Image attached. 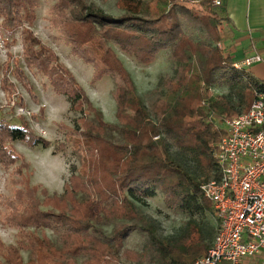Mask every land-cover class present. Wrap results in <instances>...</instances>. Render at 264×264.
I'll return each mask as SVG.
<instances>
[{"label": "trees", "instance_id": "1", "mask_svg": "<svg viewBox=\"0 0 264 264\" xmlns=\"http://www.w3.org/2000/svg\"><path fill=\"white\" fill-rule=\"evenodd\" d=\"M46 1H54L52 26L73 54L93 67L92 82L114 80L118 123L104 120L70 69L34 34L41 0H0V31H21L26 66L66 97L70 111L83 115L80 128L65 127L66 142L54 147L57 155L71 144L82 161L79 169L73 168L63 194L53 196L31 185V165L14 148L23 142L47 150L51 143L28 124L0 122V166L14 177V186L22 187L14 197L0 194L6 210L0 224L18 231L15 245L0 240V264H25L23 251L29 253L26 264H196L220 229L213 204L202 192L203 183L220 177L216 153L226 130L219 121L248 112L256 92L264 94V83L236 68L228 47H219L231 38L222 3L196 0L201 7L197 10L188 6L193 0H119L123 14L114 17L88 0ZM13 42L5 44L10 49ZM112 43L144 66L167 53L172 72L160 74L156 88L139 96ZM1 70L4 91L11 92L12 74L38 101L19 62H0ZM221 87L228 94L216 96L214 90ZM172 148L191 158L199 177L172 155ZM158 192L171 214L186 219L173 238L161 236L157 222L137 205ZM109 224L110 234L99 227ZM134 232L147 237L140 251L125 245Z\"/></svg>", "mask_w": 264, "mask_h": 264}, {"label": "rangeland", "instance_id": "2", "mask_svg": "<svg viewBox=\"0 0 264 264\" xmlns=\"http://www.w3.org/2000/svg\"><path fill=\"white\" fill-rule=\"evenodd\" d=\"M95 3L100 9L106 13L118 17L123 14L120 10L119 0H88ZM54 1L41 0L40 8L37 10V20L33 26L34 34L45 44L50 47L60 58V61L67 66L74 74L78 83L84 88L87 96L98 108L104 120L109 124H117L116 102L113 97L115 90V82L111 77H105L97 83L92 82L94 69L91 65L85 63L71 51L66 43L64 36L51 24V7ZM190 8L201 10L198 2L193 0L188 4ZM13 42V46L9 49L5 42ZM224 43V42H223ZM116 51L124 66L131 74L136 91L139 96L151 93L157 86L158 79L162 73H171L172 68L169 63L168 54L161 53L156 61L149 65H142L136 58L129 56L123 52L120 47L111 44ZM11 56V57H10ZM20 63L31 80L33 91L37 95L38 101H35L30 93L12 74L8 75L12 84L10 93L3 90L1 81L4 71H0V122L5 121L14 126L30 125L33 131L48 140L51 143L49 149L45 150L41 146L35 148L29 147L23 142L14 144V148L18 153L31 165L28 177L31 185L43 187L48 190L49 195H61L64 192V185L69 180L73 168L79 169L81 166V154L76 151L71 144L65 152L54 155V147L59 143L66 142L67 128L78 129L80 122L78 121L83 115L80 112L70 111L69 102L66 97L58 95L53 90L47 78L40 74L36 69H29L23 56V39L21 31L13 35H8L4 31H0V62L1 64L15 62ZM214 94H228L226 88H216ZM203 106V103H202ZM43 108L44 111H41ZM33 116H36L33 118ZM88 119L92 120L93 115H89ZM219 120V119H218ZM115 136L116 133H110ZM172 155L185 165L195 176L199 177L198 169L190 157L186 156L176 148H172ZM14 179L10 172H7L0 166V194L6 197H14L18 188L12 183ZM41 200L44 197L39 195ZM209 201V200H208ZM141 208L152 220L157 222L159 234L164 238H173L179 235L186 223L184 216L175 217L164 205L163 194L158 192L155 197L150 199H142L137 202ZM47 210L48 208H42ZM6 210L0 206V216ZM211 223L216 226L217 221L210 217ZM107 234H110L113 224L101 225ZM0 240L6 246L15 245L17 242V230L3 227L0 224ZM47 234L54 241L57 236L53 231L47 230ZM147 242V237L141 232H134L126 240V247L140 251ZM23 261L26 264L29 259L27 251L22 252ZM3 257L0 256V261Z\"/></svg>", "mask_w": 264, "mask_h": 264}, {"label": "built area", "instance_id": "3", "mask_svg": "<svg viewBox=\"0 0 264 264\" xmlns=\"http://www.w3.org/2000/svg\"><path fill=\"white\" fill-rule=\"evenodd\" d=\"M261 61L258 56L244 63ZM219 123L226 130L216 153L220 177L203 183L202 192L213 204L220 229L196 264H264L257 260L264 253V94L256 92L248 112Z\"/></svg>", "mask_w": 264, "mask_h": 264}, {"label": "crops", "instance_id": "4", "mask_svg": "<svg viewBox=\"0 0 264 264\" xmlns=\"http://www.w3.org/2000/svg\"><path fill=\"white\" fill-rule=\"evenodd\" d=\"M221 15L227 17L231 38L224 42L234 65L238 64L259 82L264 83V0H220ZM261 57L251 66L245 60ZM264 262V253L257 259ZM256 260H246L252 264Z\"/></svg>", "mask_w": 264, "mask_h": 264}, {"label": "clouds", "instance_id": "5", "mask_svg": "<svg viewBox=\"0 0 264 264\" xmlns=\"http://www.w3.org/2000/svg\"><path fill=\"white\" fill-rule=\"evenodd\" d=\"M4 235V233H0V236H3Z\"/></svg>", "mask_w": 264, "mask_h": 264}]
</instances>
